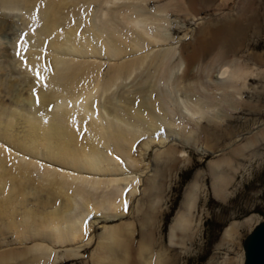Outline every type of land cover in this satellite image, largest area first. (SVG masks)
I'll use <instances>...</instances> for the list:
<instances>
[{
    "label": "bare ground",
    "instance_id": "6f19581e",
    "mask_svg": "<svg viewBox=\"0 0 264 264\" xmlns=\"http://www.w3.org/2000/svg\"><path fill=\"white\" fill-rule=\"evenodd\" d=\"M147 1L0 0V36L12 29L7 45L0 46V141L32 158L73 169L12 159L0 146V264L78 260L93 237L89 220L96 221L99 214L106 222H119L102 226L92 264H177L178 248L185 252L196 237L200 222L194 223L193 211L202 189L200 172L189 182L170 224L168 246L158 244L165 178L190 162L189 149L218 153L222 137L233 140L236 132L222 126L224 119L239 110L264 108L263 90L243 100L252 87L247 80L258 76L264 82L263 56L250 54L255 68L237 56L253 0H241L232 18L202 23L193 40L179 47L178 61L176 46L168 47L113 62L101 74L100 64L85 58L106 55L113 60L165 41V11L187 10L192 19L214 2L172 0L148 12ZM1 10H14L18 20L5 22L7 12ZM152 24L154 32L148 36ZM128 79L131 88L124 83ZM170 136L177 143L154 150L152 174L139 189L140 173L147 168L144 147L162 146ZM260 144L264 126L210 159L216 199L230 195L228 187L246 169L241 159ZM137 170L138 176H131ZM138 193L140 200L133 205ZM230 225L222 241L237 234L239 226ZM8 235L13 239L8 241ZM66 244L72 247L58 249ZM156 244L161 246L157 250ZM242 262L241 253L220 264Z\"/></svg>",
    "mask_w": 264,
    "mask_h": 264
},
{
    "label": "rangeland",
    "instance_id": "374dc122",
    "mask_svg": "<svg viewBox=\"0 0 264 264\" xmlns=\"http://www.w3.org/2000/svg\"><path fill=\"white\" fill-rule=\"evenodd\" d=\"M134 1L116 0V3L118 2L117 4H121L123 2ZM168 1L172 0H149V2L147 1L145 5L148 12H154L157 11L156 9H158V4L161 5L162 3H166ZM240 1L241 0H214V2L209 7L200 10L196 17H192V19H190V14H188L187 10L185 12H176L169 9L162 14L166 20V31L168 33L167 40L159 41L160 43L154 42V44L152 42L147 46L142 47V49L137 50L138 52L135 51L113 60L109 59V57L106 55H102L101 58L98 56H88L85 58V60H88V62L96 61L99 63L100 72L103 74L106 72L108 65L113 62H121L125 59H130V57L133 58L142 55L143 53L145 54L146 52L148 53L153 52V50L157 51L160 49L176 46L175 48H177V51L174 58L178 61L180 58L179 47H181L183 44L187 45L193 40V36H195L197 29L202 23L205 24L211 22V24H217L226 17H234ZM175 2L176 0L174 3ZM106 4L108 6L111 5V3L109 4L108 2L105 3V5ZM6 12L7 15L4 18L5 22L14 24L18 20V17L15 16L16 12H14V10H7ZM6 12L1 10V13ZM244 18H250V21H248V28L245 33V38H243V47L239 49L237 56L240 57L241 62H244V64L247 66H254L255 68L257 65L253 64L254 59H252L250 54L259 53L264 58V0H253L251 7L247 10ZM148 27L150 28L148 36H152L154 28L152 29L151 27L155 26L152 24ZM8 29L9 27L5 29L6 35H4V37L0 36V46L7 45L6 40L8 39V36L11 35L10 32L12 31V29ZM148 38L151 39L150 37ZM99 61H102L103 63H100ZM261 64H263L264 68V60ZM182 67L183 66H181V69L178 71L179 73L182 70ZM257 77L258 76H254L251 77L250 80H247V83L250 82L252 87L243 93V100H247L249 98V94H251L252 91H264V89H262L264 88V82L260 81V79ZM124 83L128 85V87L129 85L132 87L133 84L131 79L124 80ZM262 98L264 101V94H262ZM263 110L264 108L259 111L248 112L239 110V112H234L228 120L224 119L222 122L223 127L227 126V128H232V130H235L236 133L233 140H231V137H222L219 140L218 146L216 148L218 153L211 152L200 154L195 150L189 149L188 152L190 153L191 158L190 162L182 165L174 176L170 178L168 176L165 178L163 197L160 202V214H158V223H156L155 232L157 242L158 244L162 243V247L168 246V235L171 228L170 224L181 208L184 193L189 182L193 179V177H195L197 172L201 173V179L199 180V183L201 184L202 189L200 190L196 208L193 211L194 223L200 222L199 230L196 237L193 238L192 243L191 241L188 243L189 248L185 252L182 250V248H178V258L176 257L177 264H209V262L220 264L224 259L236 258L241 253L244 260L245 254L242 245L245 241L246 235L253 231L259 222L261 223L264 221V144L256 146L254 154H248L247 158L243 157L241 159V164H243L246 169H241V171L237 173L235 179L232 181V184L228 187V192L231 193L225 200L216 199L212 192L211 176L208 172V165L210 159H215L218 157L216 154H222L223 151H228V149H230L232 146L240 144L243 136L246 137L248 134H253L255 130L263 127ZM174 138V136H170L163 139L164 143L162 142V146L154 143L148 147H144L146 148L144 162H146L147 168L143 170V173H140L142 175L140 176L141 181L138 185L139 189L143 188V181L145 180V177L152 174L151 161L154 150L162 148L168 144L175 145L177 142L176 139L174 140ZM151 139L153 138L151 137ZM138 142L139 141L135 143V147L137 146ZM0 146L3 147L2 149L5 150L7 155L11 154L12 159L14 156H16L17 158L20 157L21 159L34 160V162L37 163L40 162L44 166L46 165L47 167L56 168L59 171L71 172L73 170L56 164H51L42 158H32L31 156L16 151L15 149L13 150L11 146L7 145L6 143L3 144L1 141ZM13 152L15 153L13 154ZM138 174L139 170H137L135 174L133 173V175H130L136 177ZM104 176L102 175L104 178L108 177L106 175ZM139 200L140 196L138 193L134 199H132V204L136 205L137 201ZM97 216L98 217H96V221H93V218L89 220L90 222H93L92 228L90 230V233L93 234V237L86 249H83L80 252L81 258H78V260H67L65 262L56 264H92L90 260L91 253L96 248V237L99 235L102 226L106 223L109 224L119 222H106L102 217H100V214ZM127 217L128 216H125L123 218L127 219ZM131 217H133V215ZM247 218L251 219L248 221ZM231 223H235L239 226L237 230L238 232L232 241H222L224 238L223 236H225L224 232L228 227L231 226ZM89 235L87 236L89 237ZM12 239L13 236L8 235L7 240L10 241ZM138 239L139 235L136 237L135 244ZM85 241L86 240H84V242ZM158 244L155 245V250L161 247ZM69 247L72 246L66 244L61 248L58 247V249L63 251V249H68Z\"/></svg>",
    "mask_w": 264,
    "mask_h": 264
},
{
    "label": "water",
    "instance_id": "95a60500",
    "mask_svg": "<svg viewBox=\"0 0 264 264\" xmlns=\"http://www.w3.org/2000/svg\"><path fill=\"white\" fill-rule=\"evenodd\" d=\"M242 248L244 264H264V221L246 235Z\"/></svg>",
    "mask_w": 264,
    "mask_h": 264
},
{
    "label": "snow or ice",
    "instance_id": "6c2138e0",
    "mask_svg": "<svg viewBox=\"0 0 264 264\" xmlns=\"http://www.w3.org/2000/svg\"><path fill=\"white\" fill-rule=\"evenodd\" d=\"M21 40H23V36L21 37ZM17 55H19V52L17 53ZM36 75L39 77V73H36ZM39 102V101H37Z\"/></svg>",
    "mask_w": 264,
    "mask_h": 264
}]
</instances>
